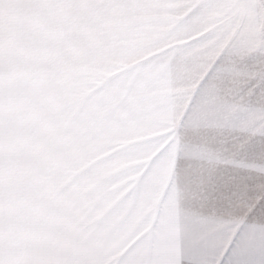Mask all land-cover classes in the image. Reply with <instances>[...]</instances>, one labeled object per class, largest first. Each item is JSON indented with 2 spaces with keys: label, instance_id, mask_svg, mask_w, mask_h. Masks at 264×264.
Instances as JSON below:
<instances>
[{
  "label": "snow or ice",
  "instance_id": "obj_1",
  "mask_svg": "<svg viewBox=\"0 0 264 264\" xmlns=\"http://www.w3.org/2000/svg\"><path fill=\"white\" fill-rule=\"evenodd\" d=\"M75 9L67 37L136 39L63 95L57 124L31 115L72 155L12 160L11 50L30 13ZM147 16L136 22L131 17ZM119 21V23H113ZM15 74L20 92L43 76ZM101 132H106L98 143ZM57 175L87 243L62 254H9L4 180ZM0 264H264V0H0Z\"/></svg>",
  "mask_w": 264,
  "mask_h": 264
},
{
  "label": "rangeland",
  "instance_id": "obj_2",
  "mask_svg": "<svg viewBox=\"0 0 264 264\" xmlns=\"http://www.w3.org/2000/svg\"><path fill=\"white\" fill-rule=\"evenodd\" d=\"M81 13L75 9L47 10L30 13L21 26L23 39L14 41L11 50V81L9 124L13 140L12 160L23 159L33 153L72 155L82 150L78 141L60 145L45 137L41 143L31 142L33 135L41 134L40 122L31 115L44 110L48 116V131L57 124L60 100L63 95L80 88L88 79L106 77L104 70L108 59L117 49L131 48L137 40L111 41L99 33L92 46L73 47L67 40L59 47L57 55L48 56L50 36L67 37V21ZM131 17L129 22L147 19ZM113 23H119L114 21ZM25 57L34 59L43 73L39 79L29 81L24 92L19 91L15 74L28 65ZM106 132H101L102 143ZM67 181L57 175L21 176L9 174L4 180L3 220L9 254H62L87 243V236L76 222L67 203Z\"/></svg>",
  "mask_w": 264,
  "mask_h": 264
}]
</instances>
